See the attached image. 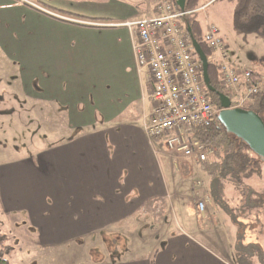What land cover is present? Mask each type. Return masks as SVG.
<instances>
[{"label": "crops", "instance_id": "crops-1", "mask_svg": "<svg viewBox=\"0 0 264 264\" xmlns=\"http://www.w3.org/2000/svg\"><path fill=\"white\" fill-rule=\"evenodd\" d=\"M157 1L0 0V21L11 23L4 33L0 28V37L11 39L13 47L26 46L31 55L54 56L59 71L84 64L89 70L82 83L79 75L74 81L85 86L83 99L78 96L72 102L61 96L59 102L68 106L69 125L78 132L42 148L27 162H11L10 174L0 173L2 197L10 198L13 209H23L24 226H37L46 245L112 230L136 215L157 213L163 207L168 213L180 197V177L196 175L188 160L174 163L173 154L142 125L144 115L152 111L150 82L137 68L136 32L122 23L154 15ZM112 67H118L119 73L108 81L112 74L107 68ZM95 118L100 120L94 122ZM203 174L205 183L199 181L196 186L202 196L193 192L188 205L191 215L206 219L202 222L206 226L213 219L211 211H218L221 202L232 205L223 200L222 193V201L212 197L210 177ZM206 194L212 199L201 217L196 201ZM199 227L190 226L192 233L168 232L149 259L116 258L109 264H230L200 240L198 235L206 234Z\"/></svg>", "mask_w": 264, "mask_h": 264}, {"label": "rangeland", "instance_id": "rangeland-1", "mask_svg": "<svg viewBox=\"0 0 264 264\" xmlns=\"http://www.w3.org/2000/svg\"><path fill=\"white\" fill-rule=\"evenodd\" d=\"M201 3L203 6L199 9L198 18L201 21L202 36L209 23L216 24L225 39L229 62L253 72L261 70L259 59L264 55V39L255 34H239L234 30V4L228 0H201ZM1 10L3 8L0 7V13ZM186 20L188 19L180 18L178 22L186 26ZM10 25V22L0 21L3 33ZM10 42L12 43L11 39L0 37V173L3 175L10 174L11 162H27L42 148L62 142L78 132V129L69 125L71 120L66 111L68 106L59 102L61 96L72 102L78 96L83 99L85 86L81 85V80L86 79V74H89L86 64L59 71L53 64L54 56L31 55L26 46L17 48ZM207 56L212 63L216 59V54L212 52H208ZM107 69L112 74L108 81L118 76V67ZM77 75L81 82H78V86L74 82L78 80ZM263 75L260 77L264 79ZM61 81L62 86H59ZM83 103L85 105L86 101ZM250 103L246 101L244 107ZM85 114L87 113L83 112L82 115ZM95 120L100 119L95 118L94 122ZM170 157L174 163L181 159L188 160L196 174H184L183 178L175 174L183 182L180 197L173 201L170 212L166 213L168 208L163 207L157 213L136 215L130 221L117 225L115 229L89 233L61 244L46 245L37 226L31 224L25 227L23 219L27 215L19 207L13 209L10 198L4 200L0 183V238L5 237L12 247L9 254L11 264H109L116 258L122 261L146 260L161 248L168 232L192 233L190 226L198 229L199 225V229H204L206 234L205 237L198 235L200 240L230 264H264V160L251 177L245 180V184L252 188V194L259 197L260 202L250 207L242 206L238 191L226 182L222 187L223 200L232 206L221 202L218 211H211L213 219L210 224L204 227L202 222L206 219L200 220L196 215H191L188 205L193 192L202 196L203 191L196 186L200 182L205 183L203 171L199 163L191 159ZM165 163L164 161V166ZM21 169H24L23 166H20ZM195 180L194 190L192 182ZM205 197H199L196 205ZM229 208H233L234 212H228ZM197 214L203 216L199 212ZM211 241H215L216 245ZM1 248L0 244V250Z\"/></svg>", "mask_w": 264, "mask_h": 264}, {"label": "built area", "instance_id": "built-area-1", "mask_svg": "<svg viewBox=\"0 0 264 264\" xmlns=\"http://www.w3.org/2000/svg\"><path fill=\"white\" fill-rule=\"evenodd\" d=\"M194 11L178 8L174 0H158L154 15L122 24L136 32L137 68L150 82L152 111L143 117L144 130L152 139L161 140V147L174 157L199 163L212 155L214 148L194 137L193 130L214 123L221 108L210 99L203 63L187 26L178 22ZM203 39L216 54L213 63L219 70L221 87L234 97L232 107L244 108L246 101L263 91V78L229 62L225 39L216 24L208 25ZM211 199L207 195L197 202L200 214L205 213Z\"/></svg>", "mask_w": 264, "mask_h": 264}, {"label": "trees", "instance_id": "trees-1", "mask_svg": "<svg viewBox=\"0 0 264 264\" xmlns=\"http://www.w3.org/2000/svg\"><path fill=\"white\" fill-rule=\"evenodd\" d=\"M174 1L176 3V0ZM228 1L234 4V30L239 34H255L257 37L264 39V0ZM177 7L179 8L178 5ZM200 7L201 0H186V9L195 10L186 19L190 22L195 38L199 41L205 53L208 54L210 50L203 39L200 21L198 20ZM93 19L98 18H92L91 20ZM259 65L261 70H255L254 73L255 75L261 76V74H264V55L260 57ZM208 74L210 83L215 88V91L208 90L210 99L214 105L220 107L217 91H222L228 95L229 92L221 87L219 70L210 61ZM244 108L256 111L264 120V79L263 91L251 101L249 106ZM193 136L204 143L212 145L214 148L212 155L206 160L199 162L200 168L210 177L212 197L217 201H222V187L227 182L238 191L242 200V206L250 207L258 204L260 198L252 194L253 190L245 184V180L251 177L259 168L262 159L241 138L227 131L219 119L210 126L195 128L193 130ZM229 211L234 212L233 208H229ZM0 244L2 246L0 250V264H11L9 259V254L12 252L11 245L7 243L5 237L0 238Z\"/></svg>", "mask_w": 264, "mask_h": 264}, {"label": "water", "instance_id": "water-1", "mask_svg": "<svg viewBox=\"0 0 264 264\" xmlns=\"http://www.w3.org/2000/svg\"><path fill=\"white\" fill-rule=\"evenodd\" d=\"M176 4L186 9V0H176ZM187 30L192 37V42L203 63V75L207 88L215 91L210 83L208 74V56L199 41L195 38L190 22L186 21ZM220 100V112L218 119L221 124L237 137L241 138L262 160H264V120L262 116L252 109L232 107L228 94L217 91Z\"/></svg>", "mask_w": 264, "mask_h": 264}]
</instances>
